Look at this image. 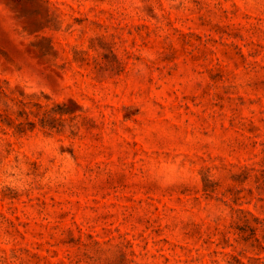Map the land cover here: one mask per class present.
Instances as JSON below:
<instances>
[{
  "label": "rangeland",
  "instance_id": "374dc122",
  "mask_svg": "<svg viewBox=\"0 0 264 264\" xmlns=\"http://www.w3.org/2000/svg\"><path fill=\"white\" fill-rule=\"evenodd\" d=\"M0 264H264V0H0Z\"/></svg>",
  "mask_w": 264,
  "mask_h": 264
}]
</instances>
